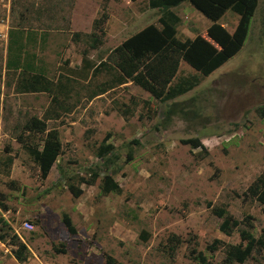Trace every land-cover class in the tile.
<instances>
[{
    "label": "rangeland",
    "instance_id": "1",
    "mask_svg": "<svg viewBox=\"0 0 264 264\" xmlns=\"http://www.w3.org/2000/svg\"><path fill=\"white\" fill-rule=\"evenodd\" d=\"M104 6V44L94 50V22ZM172 11L180 19L179 39L210 40L212 22L189 2ZM161 15L150 0H0V264H203L190 255L193 247L206 264H230L225 245L208 249L215 239L241 242L245 226L226 235L220 230L225 217L253 216L251 233L260 237L264 208L245 192L264 172V0L241 49L209 76L183 61L172 86L198 83L167 101L120 82L108 60L131 36L160 28ZM26 17L33 26L24 43L34 71L8 70L10 29ZM218 23L233 33L239 16L227 10ZM173 103L184 113L168 119ZM32 117L47 123V133L24 134ZM52 130L62 152L42 178L18 137L41 144ZM107 133L114 154L103 160L96 152ZM190 138H200L207 154L182 142ZM94 172L100 174L94 185L81 183ZM108 173L119 192L102 193ZM70 185L83 190L80 197ZM220 207L225 217L213 212ZM26 221L33 230L23 229ZM14 235L28 247L25 262L15 257ZM173 236L183 241L174 253ZM244 264H264V249Z\"/></svg>",
    "mask_w": 264,
    "mask_h": 264
},
{
    "label": "trees",
    "instance_id": "2",
    "mask_svg": "<svg viewBox=\"0 0 264 264\" xmlns=\"http://www.w3.org/2000/svg\"><path fill=\"white\" fill-rule=\"evenodd\" d=\"M184 2H189L212 22V25L207 29V35L214 43L202 36L185 40L177 37V25L180 19L172 9ZM257 3L258 0H150L151 8L159 9L162 12L159 19L160 28L154 25L144 28L114 48L108 56V60L120 72V82L124 80L131 81L159 101L175 99L191 90L198 83L196 78H192L191 80H185L178 86H172L181 63L184 61L189 64L202 76H209L222 66L241 49ZM227 10H232L239 16V23L233 33L228 32L224 26L218 23ZM108 18L106 6H104L101 17L94 22L95 31L92 33L91 45L94 50L99 49L104 44L103 37L106 35L104 24ZM30 21L26 17L20 21L19 25H15L16 27L13 26L10 29L8 70L34 71L33 64L26 52L27 45L24 43L27 41V37L32 38L30 33L25 32L33 26ZM97 31L100 33H97ZM74 36L78 38L80 33H74ZM87 55L88 52L85 51L84 62L86 67L89 68ZM179 111L184 113V108L178 103H173L165 111V116L170 119ZM47 131V123L37 117H32L24 125V134L42 135ZM110 138L111 133H107L97 149L96 156L100 159L108 160V157L114 154L113 145L108 143ZM18 140L25 145L29 155L38 164L42 178H46L62 152L58 132L55 130L49 131L41 144L30 145L23 136H19ZM182 142L190 145L193 149L200 148L207 154V149L200 138H190ZM99 177L100 174L94 172L90 179L82 178L80 180L81 183L94 185ZM100 188L104 194L120 191V186L109 173L103 176ZM69 190L76 198L83 193L80 187L74 185H70ZM245 194L255 198L264 208V172L249 185ZM213 212L219 217H225L227 214L225 207L214 208ZM253 221L254 218L251 215H247L243 221L225 217L220 230L226 235H231L242 225L245 226V229L240 230L241 242L235 245H226L221 240L215 239L208 249L212 252L216 251L220 245H225L228 262L230 264H244L253 252L264 249V228L260 237L256 238L251 233L254 228ZM63 222L71 233H76L73 221L68 214H63ZM4 224L6 225L5 221ZM13 238L17 246L15 257L18 261L25 262L28 257V247L16 235ZM2 239H5V237L2 236ZM182 243L183 241L179 237H171L169 250L174 253ZM190 255L195 261L203 264L207 263L206 257L195 247L190 250Z\"/></svg>",
    "mask_w": 264,
    "mask_h": 264
},
{
    "label": "built area",
    "instance_id": "3",
    "mask_svg": "<svg viewBox=\"0 0 264 264\" xmlns=\"http://www.w3.org/2000/svg\"><path fill=\"white\" fill-rule=\"evenodd\" d=\"M23 229L31 231L34 229V225L30 221H26L23 223Z\"/></svg>",
    "mask_w": 264,
    "mask_h": 264
}]
</instances>
